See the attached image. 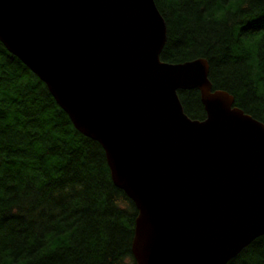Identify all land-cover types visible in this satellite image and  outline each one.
Masks as SVG:
<instances>
[{
  "label": "water",
  "instance_id": "obj_1",
  "mask_svg": "<svg viewBox=\"0 0 264 264\" xmlns=\"http://www.w3.org/2000/svg\"><path fill=\"white\" fill-rule=\"evenodd\" d=\"M166 38L154 0H0V43L133 202L135 264H227L264 236V125L212 89L205 59L162 62Z\"/></svg>",
  "mask_w": 264,
  "mask_h": 264
},
{
  "label": "trees",
  "instance_id": "obj_2",
  "mask_svg": "<svg viewBox=\"0 0 264 264\" xmlns=\"http://www.w3.org/2000/svg\"><path fill=\"white\" fill-rule=\"evenodd\" d=\"M162 62H208L213 90L264 125V0H154ZM205 119L197 90L177 92ZM137 210L111 181L101 146L0 43V264H135ZM227 264H264V236Z\"/></svg>",
  "mask_w": 264,
  "mask_h": 264
}]
</instances>
